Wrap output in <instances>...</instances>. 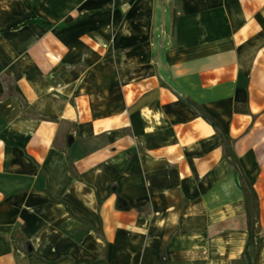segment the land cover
<instances>
[{
	"label": "crops",
	"instance_id": "crops-1",
	"mask_svg": "<svg viewBox=\"0 0 264 264\" xmlns=\"http://www.w3.org/2000/svg\"><path fill=\"white\" fill-rule=\"evenodd\" d=\"M0 264H264V0H0Z\"/></svg>",
	"mask_w": 264,
	"mask_h": 264
},
{
	"label": "trees",
	"instance_id": "trees-1",
	"mask_svg": "<svg viewBox=\"0 0 264 264\" xmlns=\"http://www.w3.org/2000/svg\"><path fill=\"white\" fill-rule=\"evenodd\" d=\"M209 121H210V123L212 124V126L213 127H215L216 128V125L208 118V117H206ZM228 140V139H227ZM247 186L244 188V192H245V195H246V199H247V208H248V211H249V213L250 214H252V210H253V207H254V209H256V207H257V199H255V193H254V191H253V188L250 186V190H251V195H249L248 194V196H247Z\"/></svg>",
	"mask_w": 264,
	"mask_h": 264
},
{
	"label": "rangeland",
	"instance_id": "rangeland-1",
	"mask_svg": "<svg viewBox=\"0 0 264 264\" xmlns=\"http://www.w3.org/2000/svg\"><path fill=\"white\" fill-rule=\"evenodd\" d=\"M245 187H246V186H244V188H245ZM247 188H248V189H247ZM247 188H246V189H247V193H246V194H247V196H248V194L251 195V190H250L251 188H250L249 185L247 186Z\"/></svg>",
	"mask_w": 264,
	"mask_h": 264
}]
</instances>
